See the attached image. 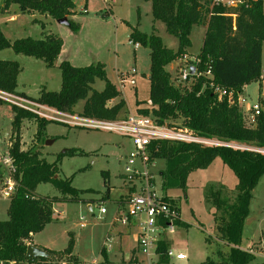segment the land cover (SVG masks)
<instances>
[{
	"label": "trees",
	"instance_id": "trees-1",
	"mask_svg": "<svg viewBox=\"0 0 264 264\" xmlns=\"http://www.w3.org/2000/svg\"><path fill=\"white\" fill-rule=\"evenodd\" d=\"M150 1L154 20L164 22L167 31L178 38L179 45L177 49L168 47L155 30L151 33H145L138 27L131 30L130 40L148 47L151 60V103L138 107V114L152 115L159 123H179L204 137L264 149V110L257 123L250 125L236 103H230L227 99L219 100L208 85L204 86L208 82L206 76L197 77L190 87L176 85L168 69L173 61L188 52L192 44L193 26L205 25L203 44L196 55L200 59L198 69L201 72L211 69L217 84L236 91L257 81L262 74L264 0H242L238 7L212 5V0ZM12 4H17L23 13L38 12L55 20L67 17L71 22L70 27L74 31L79 29V24L71 19L77 13L74 0H0V14ZM62 45L63 39L52 33H45L41 38L24 37L11 41L0 27V50L11 48L16 54L42 59L49 67L56 64ZM59 67L62 71L61 88L42 89L33 99L71 113H75L78 103L84 101L80 113L87 116L115 119L124 112L126 101L123 98L112 106L108 105L110 100L121 96V92L108 78L104 63L75 66L63 60ZM21 69L17 60L0 59V88L30 97L18 91ZM98 79L105 82L102 90L93 88ZM2 103L0 101V105ZM12 109V127L16 135L11 154L20 177L17 193L8 208L9 217L0 220V264L48 263L60 252L48 250L50 257L32 258L27 256V247L33 235L54 220V204L61 199L39 195L36 189L41 183H52L64 195L62 200L67 197L79 199L81 190L72 185V177H60L59 163L64 154H59L51 162L38 150L22 148L19 131L24 118L39 120L37 134L40 137L51 121L17 107ZM152 148L153 157L165 161V168L159 173L164 191L171 188L185 190L189 174L195 169L207 167L216 157H221L231 167L238 178L235 193L228 192L223 186L209 188V198L217 209V238L228 252L223 254L217 251L221 256L219 263L210 256L203 264H259L255 262V254L242 248L241 242L253 190L264 174V153L227 145L203 146L169 141L156 143ZM71 153L74 151L65 152ZM109 192L110 189L107 195ZM176 224L188 225L182 219H178ZM172 243L165 236L160 241L159 250L167 251ZM101 252L104 261H107V249L102 247ZM62 253L64 257L77 261L73 255V238Z\"/></svg>",
	"mask_w": 264,
	"mask_h": 264
},
{
	"label": "rangeland",
	"instance_id": "rangeland-1",
	"mask_svg": "<svg viewBox=\"0 0 264 264\" xmlns=\"http://www.w3.org/2000/svg\"><path fill=\"white\" fill-rule=\"evenodd\" d=\"M77 14L71 19L79 24L78 30L61 24L49 15L35 12L23 13L17 4L0 14V27L11 40L24 37L41 38L45 33L54 32L63 39V45L57 62L49 67L42 59L24 54H16L11 48L0 50V59L17 60L21 65L18 76V88L24 90L32 98L39 95L40 90H59L62 84V71L59 64L68 60L75 66H88L98 62L104 63L108 78L117 84L121 96L108 102L109 106L116 104L122 97L126 101L128 113L137 114L139 106H146L150 100V50L139 45L135 47L130 40L133 27L145 33L156 31L170 48L177 49L179 40L170 34L164 22L154 20L150 0H75ZM41 14V15H40ZM45 25V27H43ZM205 25L193 26L191 32L192 44L187 52L195 55L200 51L205 36ZM178 60L168 66L175 78ZM129 81L122 84L120 74L131 72ZM262 77L247 85L244 93L254 101L264 87V44L262 51ZM129 78V79H130ZM175 84L178 85L175 79ZM105 82L96 80L93 88L102 90ZM84 101L76 106V112H82ZM121 112L117 118L126 115ZM14 111L6 103L0 105V149L6 150L9 139L14 141L16 130L12 127ZM39 120L24 118L20 124V140L22 148H33L41 152L48 161H55L59 154H64L59 166L60 177L73 178L72 185L79 190V199L62 200L63 194L52 183H41L36 192L42 196L58 197L54 204V220L43 230L33 236V242L57 253L48 263L64 259L63 250L73 238V253L82 261L99 260V264H148L143 253L136 249V227L123 228L128 233L121 239L114 231L113 248L107 251V261L104 262L102 247L108 243L106 239L111 232L112 220L117 212L118 204L126 211L128 186L122 172L126 157L134 151L130 138L106 130L85 129L51 121L43 131L42 137L37 134ZM50 140L51 142L47 143ZM67 150L74 153L65 154ZM165 168L164 159L158 158L154 165H149L158 189L175 199L180 208V217L187 226L177 225L173 238V247L187 255L184 260L173 259L174 264H203L207 257L221 260L217 251L228 252L227 247L217 238V209L209 198V188L225 187L228 192L235 193L238 178L234 171L221 157H216L205 168L193 170L187 179L186 189H162L160 170ZM108 189H110L109 197ZM105 197V198H104ZM92 206V210L88 205ZM9 199L0 198V220L8 219ZM100 206L107 209L101 213ZM264 231V174L253 190L249 216L245 221L241 245H255L256 263L264 264V246L261 242ZM264 235V233H263ZM111 238V237H109ZM209 238V241H207ZM104 262V263H103Z\"/></svg>",
	"mask_w": 264,
	"mask_h": 264
},
{
	"label": "built area",
	"instance_id": "built-area-1",
	"mask_svg": "<svg viewBox=\"0 0 264 264\" xmlns=\"http://www.w3.org/2000/svg\"><path fill=\"white\" fill-rule=\"evenodd\" d=\"M242 2V0H212V5L238 7ZM233 15L236 16V14ZM138 45L136 43V46ZM177 60L179 64L174 80H177L178 85L190 87L197 77L206 76L208 82L204 86L208 85L219 100L227 99L230 103H236L243 111L248 124L257 123L258 117L264 110V87H260L261 92L257 99L250 101L244 93L245 86L242 90L236 91L217 84L213 80L211 69L201 72L198 69L200 59L197 56L186 53ZM136 72L137 70L133 68L130 73L121 75L122 88L128 81L132 85L135 84V80L130 78L129 74L132 76ZM0 101L11 107L28 111L47 121L60 122L85 129L115 132L132 140L134 151L126 157L122 172L127 185H129V196L126 202V211L118 217V221L126 225H135L137 249L143 253L148 264H174L173 259L184 260L187 258L185 253L177 251L173 246L167 251L159 250L160 241L165 236L175 232L176 222L181 217L177 202L171 201L168 195L163 194L158 189L156 180L151 175L149 165H154L158 159L153 157L152 147L156 143L169 141L195 143L203 146L227 145L264 153V149L239 146L235 143L201 136L179 123L174 125L167 122L159 123L152 115L129 113L125 117L115 119L87 116L78 112L62 111L19 92H11L1 88ZM13 142L10 137L7 149L4 151L0 149V198L10 201L17 193L20 177L15 158L11 154ZM100 211L106 213L107 209L100 206ZM106 239L108 243L104 247L108 251L112 248L113 239L109 237ZM249 251L256 254L252 249ZM56 264H99V260L76 262L65 257Z\"/></svg>",
	"mask_w": 264,
	"mask_h": 264
},
{
	"label": "crops",
	"instance_id": "crops-1",
	"mask_svg": "<svg viewBox=\"0 0 264 264\" xmlns=\"http://www.w3.org/2000/svg\"><path fill=\"white\" fill-rule=\"evenodd\" d=\"M74 2H75V0H74ZM76 4V3H75ZM75 11L76 12H78L77 11V7H75ZM33 14H35V13H33ZM77 14V13H76ZM76 14H74V15H72V16H75ZM41 15V14H40ZM44 14H42V16H43ZM46 16V15H45ZM71 16V17H72ZM205 28H206V26H205ZM50 33H52V34H56V33H54V32H49V34ZM140 45V44H139ZM138 45V46H139ZM138 46H136V44H135V47H138ZM1 51H3V50H1ZM188 51H189V48H188ZM199 53V52H198ZM197 53V54H198ZM196 54V55H197ZM172 64V63H171ZM178 66V65H177ZM121 75L122 74H120V75H118L119 76V78H118V80H119V82H120V77H121ZM262 77V76H261ZM135 84H136V82H135ZM134 84V85H135ZM116 86H117V88L119 89V87H118V85L117 84H115ZM125 86V85H124ZM246 87H247V85H245V89H246ZM18 91H20V92H24V93H26L27 95H28V93L27 92H25L24 90L22 91V90H19V88H18ZM121 92V91H120ZM29 96V95H28ZM120 97V96H119ZM119 97H117V98H119ZM123 98V97H122ZM116 99V98H115ZM117 103V102H116ZM148 103H149V101H148ZM142 106V105H141ZM126 107H127V105H126ZM126 107H125V112L127 111V109H126ZM140 107V106H139ZM124 113V112H123ZM127 114H129L128 113V111H127V113H126V115ZM126 115H124L123 117H125ZM88 207H89V209L90 210H92L91 208H92V206L89 204L88 205ZM118 210H117V212H116V214H115V217H114V219L112 220V227H111V229H110V231L111 232H109L108 233V236H107V238L108 237H111L112 239H113V241H114V238L112 237V233L114 232V231H116L117 233H116V235H118L121 239H123L124 237H127L128 235H129V232L128 233H126L124 230H123V228H128V229H134V227H135V225L134 224H122L120 221H118V217L121 215V214H123L124 213V211L123 210H121V208H120V206H119V204H118V208H117ZM108 212V211H107ZM106 212V213H107ZM102 213V212H101ZM114 230V231H113ZM136 232V231H135ZM263 233H264V231L262 232V234H261V236H264L263 235ZM128 234V235H127ZM136 234V233H135ZM35 235V234H34ZM33 235V236H34ZM169 238H170V240H172V242H173V238L172 237H170V236H168ZM32 240H33V238H32ZM30 241L29 242V244H33V245H35V246H38V245H36L33 241ZM264 241V237H261V242H263ZM137 243V242H136ZM112 244H113V242H112ZM171 246H173V243H172V245ZM255 245H250L249 244V246H246V247H243L242 245H241V247L242 248H244V249H252L253 250V247H254ZM38 247H40V246H38ZM104 247V246H103ZM42 248V247H41ZM112 248H113V245H112ZM111 248V249H112ZM44 249V248H43ZM136 249H137V245L134 247L133 246V253H132V256H135V254H136ZM44 250H46V249H44ZM46 251H48V249L46 250ZM50 251V250H49ZM48 251V252H49ZM73 255L76 257V259H77V261L76 262H78V261H82L81 259H79L74 253H73ZM105 260V259H104ZM109 260V259H108ZM105 262V261H104ZM103 262V263H104ZM41 263H43V261H40V262H36L35 264H41ZM44 263H47V262H44Z\"/></svg>",
	"mask_w": 264,
	"mask_h": 264
},
{
	"label": "water",
	"instance_id": "water-1",
	"mask_svg": "<svg viewBox=\"0 0 264 264\" xmlns=\"http://www.w3.org/2000/svg\"><path fill=\"white\" fill-rule=\"evenodd\" d=\"M61 24H65L70 26L71 22L67 17H63L57 20ZM193 71V70H192ZM149 103H151V100H149ZM51 142L50 140L47 141V143ZM263 246H264V241H263ZM27 256L32 257V258H38V257H50L51 253L44 250L41 247L35 246L33 244H29L27 247Z\"/></svg>",
	"mask_w": 264,
	"mask_h": 264
}]
</instances>
